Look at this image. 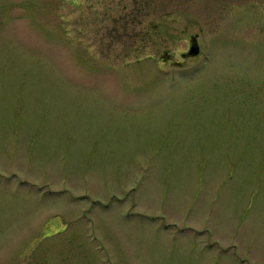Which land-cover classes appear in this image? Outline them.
Here are the masks:
<instances>
[{"label": "rangeland", "instance_id": "obj_1", "mask_svg": "<svg viewBox=\"0 0 264 264\" xmlns=\"http://www.w3.org/2000/svg\"><path fill=\"white\" fill-rule=\"evenodd\" d=\"M0 264H264V0H0Z\"/></svg>", "mask_w": 264, "mask_h": 264}, {"label": "flooded vegetation", "instance_id": "obj_2", "mask_svg": "<svg viewBox=\"0 0 264 264\" xmlns=\"http://www.w3.org/2000/svg\"><path fill=\"white\" fill-rule=\"evenodd\" d=\"M190 40H191V42H190V47H189V49H191V47H192L193 45H195V46H196L197 44L200 45L198 35H196V36H192ZM196 48H197V46H196Z\"/></svg>", "mask_w": 264, "mask_h": 264}, {"label": "water", "instance_id": "obj_3", "mask_svg": "<svg viewBox=\"0 0 264 264\" xmlns=\"http://www.w3.org/2000/svg\"><path fill=\"white\" fill-rule=\"evenodd\" d=\"M198 52H199V49L194 47V48L191 49V53L190 54L195 55V54H198Z\"/></svg>", "mask_w": 264, "mask_h": 264}]
</instances>
